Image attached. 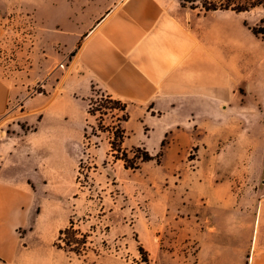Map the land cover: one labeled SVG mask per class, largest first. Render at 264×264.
I'll use <instances>...</instances> for the list:
<instances>
[{"label":"crops","instance_id":"obj_1","mask_svg":"<svg viewBox=\"0 0 264 264\" xmlns=\"http://www.w3.org/2000/svg\"><path fill=\"white\" fill-rule=\"evenodd\" d=\"M16 1L14 7L20 4ZM5 6L9 3L0 0V9ZM80 9L71 3L60 26L51 23L68 53L77 47L63 75L64 96L85 110L95 87L128 104L130 119L123 127L131 138L140 133L138 126L146 131L145 141L186 132L189 148L198 147L202 158L212 150L226 156L223 148L229 147L237 157L233 163L253 166V176L249 171L245 179L255 183L264 177V39L250 29L260 20L250 21L244 16L248 12L201 13L180 0H112L107 8L90 0ZM97 10L88 22H80ZM40 26L49 27L41 19ZM10 96L0 76V117ZM61 97L49 100L34 133L49 131L55 145L65 135ZM30 137L22 129L0 137V261L62 264L63 251L55 241L32 229ZM222 191L201 195L222 199L216 200L209 227L202 222L197 231L190 227L189 243H196L197 252L185 254L186 260L264 264V185Z\"/></svg>","mask_w":264,"mask_h":264},{"label":"rangeland","instance_id":"obj_2","mask_svg":"<svg viewBox=\"0 0 264 264\" xmlns=\"http://www.w3.org/2000/svg\"><path fill=\"white\" fill-rule=\"evenodd\" d=\"M5 1L9 7L0 9V76L9 84L11 96L0 117V137L21 129L31 134L32 229L56 242L73 219L74 228L87 235L86 245H76L78 253L62 250V264H189L185 254L197 252L196 243H189L190 227L197 231V222L209 227L216 200L222 199L201 195L263 187L264 177L255 183L245 179L249 171L253 176V166L233 163L237 157L231 156L229 147L223 148L226 156L217 157L212 150L202 158L198 147L189 148L188 133L171 132L161 141L158 136L145 141L146 131L140 126L132 138L127 129L123 147L130 157L134 148H144L154 160H140L137 169H126L111 153V136L99 130V114L89 116L88 104L84 110L63 92V75L77 47L68 53L51 23L57 21L59 27L71 3L82 13L90 0H17L16 7L15 0ZM111 2L99 0V7L107 8ZM192 6L206 13L203 1ZM97 12L84 15L80 22H88ZM244 16L260 20L256 27L264 26L262 7ZM40 19L48 23L47 30L41 29ZM60 93L65 135L63 143L55 145L49 131L34 133L49 100ZM115 123L112 115L106 116L102 128ZM130 128L135 130V123Z\"/></svg>","mask_w":264,"mask_h":264},{"label":"trees","instance_id":"obj_3","mask_svg":"<svg viewBox=\"0 0 264 264\" xmlns=\"http://www.w3.org/2000/svg\"><path fill=\"white\" fill-rule=\"evenodd\" d=\"M184 6L191 4L192 9H195L192 5L195 2L203 1L204 11H232L235 13H243L251 11L257 7L264 8V0H180ZM264 24V18L261 20ZM245 26H248L245 22ZM255 36L264 39V26L250 28ZM84 39V37L82 38ZM87 113L91 117H95L97 114L100 116L99 130L104 133H108L111 137V153L116 160H120L124 163L126 169H137L139 167V161L150 162L154 160V157L144 148H134V156L130 157L128 151L123 147L125 139L127 138L126 130L123 127L130 119L128 104L114 98L110 94H106L92 88V97L88 100ZM112 115L116 120V123L112 126H108L105 129L102 128V122L104 117ZM87 133L85 134V138ZM164 143H162V146ZM81 236L78 237V236ZM87 235L81 234L79 230L74 228L73 219H70V226L61 230L55 247L65 252H79L78 245H86ZM77 245V246H76ZM143 250V248H141ZM5 264V263H3Z\"/></svg>","mask_w":264,"mask_h":264}]
</instances>
